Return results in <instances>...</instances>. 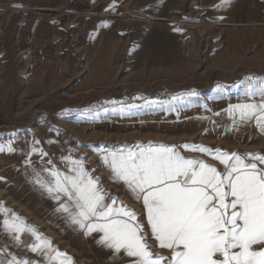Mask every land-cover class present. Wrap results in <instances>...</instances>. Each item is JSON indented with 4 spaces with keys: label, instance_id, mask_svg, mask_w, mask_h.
<instances>
[{
    "label": "rangeland",
    "instance_id": "rangeland-1",
    "mask_svg": "<svg viewBox=\"0 0 264 264\" xmlns=\"http://www.w3.org/2000/svg\"><path fill=\"white\" fill-rule=\"evenodd\" d=\"M84 1L88 6L81 10L68 0L0 4V22L7 23L0 29V156L8 155L3 135L20 139L25 127L34 134L36 121L46 117L59 137L88 141L92 149L98 141L108 149L187 142L264 154V132L255 120L234 124L227 112L230 104L261 98L246 92L249 79H264V0H231L226 7L203 0L196 12L193 1L172 0L153 13L148 0ZM87 102L89 112L75 117L89 121L88 129L71 127L72 109ZM39 134L43 142L51 138ZM181 151L223 168L206 154ZM6 165L0 163V175ZM110 175L105 166L101 186L134 209L150 233L142 202ZM30 209L32 216L38 208ZM42 210L43 220L57 223L49 230L74 249L73 264H130L123 251L98 243L102 233L85 235L63 213Z\"/></svg>",
    "mask_w": 264,
    "mask_h": 264
},
{
    "label": "snow or ice",
    "instance_id": "snow-or-ice-1",
    "mask_svg": "<svg viewBox=\"0 0 264 264\" xmlns=\"http://www.w3.org/2000/svg\"><path fill=\"white\" fill-rule=\"evenodd\" d=\"M230 2L220 0L216 7ZM247 89L246 96L259 93L260 100L230 104L227 112L234 124L255 120L264 132V79H249ZM124 111L122 107L120 112ZM181 149L206 154L223 168L187 157ZM13 150L9 144L8 151ZM94 150L110 169L113 182H123L132 198L142 202L150 233L134 209L101 186L100 177L91 174L95 170L87 169L86 157H61L68 165L64 171L48 160L34 182L57 201L56 211L85 235L102 233L98 243L117 254L123 251L130 264H264V154L152 141ZM32 151L48 155L35 147ZM3 226L17 242L22 233H31L34 241L28 247L48 258L49 264L58 259L59 264H71L70 256L53 249L50 239L19 217L5 219ZM9 255L0 264H40Z\"/></svg>",
    "mask_w": 264,
    "mask_h": 264
},
{
    "label": "crops",
    "instance_id": "crops-1",
    "mask_svg": "<svg viewBox=\"0 0 264 264\" xmlns=\"http://www.w3.org/2000/svg\"><path fill=\"white\" fill-rule=\"evenodd\" d=\"M3 0H0V4ZM59 1V0H58ZM187 1V0H186ZM193 1L194 12L200 10L203 5V0H190ZM68 2L71 4L68 0ZM67 2V3H68ZM150 3L147 6L148 12H161L160 10H164L167 5H169L172 0H148ZM72 5L78 6V9L87 8L84 0H74ZM2 8V7H0ZM3 15V11L0 10V16ZM158 19H166L163 16H155ZM5 25L7 23L0 22V29L4 31L6 29ZM27 23L23 26L27 29ZM101 100L99 102V111L100 115L104 112L101 110L100 106ZM86 106L78 107V109L73 108L72 118H70V122L68 124L73 127H82V129H88L85 126L88 122L83 119H78L75 115H78V112L81 111L82 116L89 112V102L84 103ZM81 108V109H79ZM92 108V107H90ZM101 120V119H100ZM49 118L46 117L45 122L37 120V127L34 134H30L29 128L25 127V132L22 137L19 139H13L11 134L3 135L2 141L5 142L7 150L8 145L11 144V147L14 149L13 151H8V155L5 154L4 158L0 156V163L7 164L5 169V173L0 175V209H6L7 211L0 210V261H7L11 258V255H15L20 259H29L33 261H40V264H49L48 258L44 257L41 253H33L28 245L32 244L34 241V237L29 232H24L21 234L20 242H17L13 239V234L5 231L3 222L5 219L11 220L14 216L19 217L24 221L26 225L34 226L36 231L41 234L43 237L51 240L53 249H57L60 253H66L68 256L72 258L71 264H73L74 260V249L71 248V244L69 242H65L59 238L52 230H49L50 227L56 226L57 223H54L53 220H43L42 214L43 207H48L51 211L56 210L57 206L54 205L52 200L49 201L45 196H50L47 191L37 185L35 181V173L39 172L42 167L47 166V161L51 160L54 165H56L60 170L64 171L68 167L66 163H62L59 165L62 155L65 153L66 156H71L73 159H81L86 157L85 165L87 169H94L91 174L93 176L100 177V184L103 180L102 173L105 171V165L101 160L100 155L97 151L93 152L94 149L91 148L89 142L80 139H69L61 135L60 137L55 133L52 129L51 124L48 122ZM83 121V122H80ZM39 132L47 135L50 139H45L44 142L40 139ZM35 141H39V143H35ZM101 141H98V146L94 147L95 149L101 148ZM38 150H42L44 153L48 155L46 157H42L40 151H32L33 148ZM61 154V155H60ZM11 158H16L15 161ZM31 161V163H27V161ZM18 162V165H17ZM11 163H15V166H11ZM2 169V170H3ZM46 176V174H44ZM35 201L30 203V200L34 199ZM32 205L37 207L38 209L34 210V213L31 212V215H27L26 211L32 208ZM53 212V211H52ZM57 213V212H56ZM68 221V220H67ZM55 255V252L52 253ZM52 264H59V259L52 262Z\"/></svg>",
    "mask_w": 264,
    "mask_h": 264
}]
</instances>
